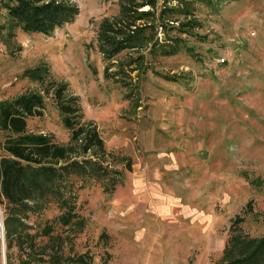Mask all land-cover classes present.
<instances>
[{
	"label": "rangeland",
	"instance_id": "obj_1",
	"mask_svg": "<svg viewBox=\"0 0 264 264\" xmlns=\"http://www.w3.org/2000/svg\"><path fill=\"white\" fill-rule=\"evenodd\" d=\"M70 1L74 18L42 33L14 25L13 0H0V100L47 86L23 75L47 66L106 153L100 166L75 151L83 167L59 181L64 205L53 190L26 212L0 204V264H222L231 232L264 234V0H136L152 14L133 26L152 22V41L108 58L98 35L104 21L120 27L122 4ZM27 125L70 142L51 94Z\"/></svg>",
	"mask_w": 264,
	"mask_h": 264
},
{
	"label": "trees",
	"instance_id": "obj_2",
	"mask_svg": "<svg viewBox=\"0 0 264 264\" xmlns=\"http://www.w3.org/2000/svg\"><path fill=\"white\" fill-rule=\"evenodd\" d=\"M119 1L125 16L116 22L120 27L104 21L98 35L99 47L107 58L127 47L146 45L153 37L145 35V29L152 22L133 26L135 20L146 19L151 11L135 9L141 6L136 0ZM5 7L12 23L27 32L50 33L55 27L71 21L78 12L76 4L70 0H13L5 3ZM175 50L172 47L164 49L163 53L171 54ZM23 75L41 85L47 77L49 79L43 88L0 100V130L6 133L0 142V204L15 214L30 209L28 201L36 202L39 197L40 200L46 199L48 190L54 191L61 205L66 204V197L60 195L59 181L72 166L83 167L82 161L72 159L75 151L82 155L91 151L95 158L93 162L100 166L106 153L96 125L83 120L79 96L69 91L67 82L51 78L47 66L26 68ZM49 94L60 112L63 125L69 130L68 144L53 140L47 133L28 129V118L43 114ZM247 204L250 205L249 201ZM71 213L67 209L61 216L62 221L66 223ZM10 219L17 220V217L8 215L4 220L7 249L11 244ZM243 219L236 216L233 226L238 227ZM45 229V233L50 230ZM31 237L29 234L18 236L21 242L28 241L30 247L34 243ZM8 258L7 264H10ZM78 258L81 264H88L84 254ZM222 264H264V234L248 237L241 232H231L223 249Z\"/></svg>",
	"mask_w": 264,
	"mask_h": 264
},
{
	"label": "water",
	"instance_id": "obj_3",
	"mask_svg": "<svg viewBox=\"0 0 264 264\" xmlns=\"http://www.w3.org/2000/svg\"><path fill=\"white\" fill-rule=\"evenodd\" d=\"M1 239H2V249H3V251H4V236L1 234ZM5 264V263H4Z\"/></svg>",
	"mask_w": 264,
	"mask_h": 264
},
{
	"label": "bare ground",
	"instance_id": "obj_4",
	"mask_svg": "<svg viewBox=\"0 0 264 264\" xmlns=\"http://www.w3.org/2000/svg\"><path fill=\"white\" fill-rule=\"evenodd\" d=\"M0 221H1V219H0ZM0 227H1V231H2V233H3V227H2L1 222H0ZM0 234H1V233H0Z\"/></svg>",
	"mask_w": 264,
	"mask_h": 264
}]
</instances>
